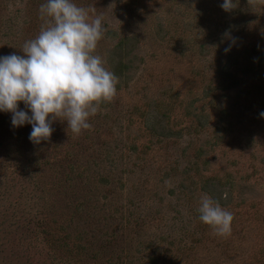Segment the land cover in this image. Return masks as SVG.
I'll use <instances>...</instances> for the list:
<instances>
[{"label":"rangeland","instance_id":"rangeland-1","mask_svg":"<svg viewBox=\"0 0 264 264\" xmlns=\"http://www.w3.org/2000/svg\"><path fill=\"white\" fill-rule=\"evenodd\" d=\"M44 2L0 0V55H24ZM74 2L102 17L117 91L40 144L0 112V264H264V0ZM204 193L230 235L199 220Z\"/></svg>","mask_w":264,"mask_h":264},{"label":"clouds","instance_id":"clouds-1","mask_svg":"<svg viewBox=\"0 0 264 264\" xmlns=\"http://www.w3.org/2000/svg\"><path fill=\"white\" fill-rule=\"evenodd\" d=\"M220 7L229 12L234 0H223ZM39 14L43 24L38 35L24 43V55H0V112L11 113L14 128L31 125L33 144L50 138L57 119L76 135L90 129L89 118L115 96L118 83L95 54L105 31L100 15L74 0H45ZM259 115L264 118V111ZM197 211L216 235L231 234L233 214L219 200L204 193Z\"/></svg>","mask_w":264,"mask_h":264}]
</instances>
